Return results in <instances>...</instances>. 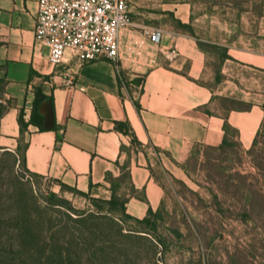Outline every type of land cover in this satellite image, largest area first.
I'll return each mask as SVG.
<instances>
[{"label":"crops","instance_id":"0c3cea01","mask_svg":"<svg viewBox=\"0 0 264 264\" xmlns=\"http://www.w3.org/2000/svg\"><path fill=\"white\" fill-rule=\"evenodd\" d=\"M255 1L262 2L129 0L134 24L121 33L118 63L80 64L69 53L57 67L35 39L38 0H0V65L10 101L2 140L22 147L32 175L80 192L108 191L107 173L130 172L136 192L127 212L149 217L165 196L154 161H178L194 146L232 142L248 150L261 131L263 101L244 86L250 70H264V13L252 11ZM145 26L164 32L159 45L148 41ZM69 79L74 87L65 86ZM36 89L55 126L30 123L21 134L19 116L32 117ZM39 112L45 125L41 105ZM118 122L130 132L119 131Z\"/></svg>","mask_w":264,"mask_h":264},{"label":"rangeland","instance_id":"374dc122","mask_svg":"<svg viewBox=\"0 0 264 264\" xmlns=\"http://www.w3.org/2000/svg\"><path fill=\"white\" fill-rule=\"evenodd\" d=\"M252 11L264 13L263 0ZM248 78L264 104V70ZM9 102L1 89L0 104ZM257 140L252 150L162 155L154 163L165 196L140 225L109 210L111 186L80 196L31 175L22 147L0 131V264H264V124Z\"/></svg>","mask_w":264,"mask_h":264},{"label":"built area","instance_id":"2783aa9c","mask_svg":"<svg viewBox=\"0 0 264 264\" xmlns=\"http://www.w3.org/2000/svg\"><path fill=\"white\" fill-rule=\"evenodd\" d=\"M38 6L35 39L50 50L52 64L59 67L69 53L80 64L101 58L118 63L121 33L134 24L129 0H38ZM143 33L153 45L164 36L161 29L148 26ZM74 82L69 79L65 86L74 87Z\"/></svg>","mask_w":264,"mask_h":264},{"label":"trees","instance_id":"16d2710c","mask_svg":"<svg viewBox=\"0 0 264 264\" xmlns=\"http://www.w3.org/2000/svg\"><path fill=\"white\" fill-rule=\"evenodd\" d=\"M6 77L4 76V66L0 65V90L2 89L3 92H5V85H6V81H5ZM35 102L33 103V111H32V117H30V120L27 121L25 119V114L22 111L20 113L19 116V126H20V131L21 134L24 133V131L27 128V125H29L30 123L33 125L38 126L40 129L44 130V118L42 117V115L39 112V108L41 103H43V101L46 99V95L43 93V91L41 89H36L35 90ZM7 106H5L4 104H0V117H2L5 112L7 111ZM129 125L128 123H122V122H118L117 123V129L119 131H122V133H129ZM263 128V126H262ZM226 130L229 132V129L226 126ZM261 133V131H260ZM260 133L257 134V137L255 139V142L253 143V146L251 148L255 149L257 144H258V137L260 135ZM134 142L137 144H140L137 140L134 139ZM234 146L237 144H233L231 143H227L226 146L224 147H220L219 149H212V150H224L225 148H227L228 146ZM201 146H194V148H198ZM20 153L22 156V162H23V166L26 168L25 170L27 172H29L27 170L26 164H25V158H24V153L23 150L20 148ZM130 172H126L123 173V175L120 177H115L113 176L112 173H107L106 174V181L110 184L111 186V190L113 192V194L111 195V199L107 202L108 204V208L110 211L114 212V213H118V215H122L123 217H125L128 220H131L133 222L139 223L140 225H151V221L149 218H151V215H155V211L150 210V214L149 217L144 218V219H138L133 217L132 215H130L127 212V201H128V195H132L136 192V188L134 187V185L132 184L131 181V177H130ZM32 175V174H31ZM34 176V175H33ZM34 177H38V176H34ZM41 178V177H38ZM65 189H69L71 191H74L75 194L80 195V196H88V193H84V192H80L77 189H75V187H70L68 185H62ZM90 193V192H89Z\"/></svg>","mask_w":264,"mask_h":264},{"label":"water","instance_id":"95a60500","mask_svg":"<svg viewBox=\"0 0 264 264\" xmlns=\"http://www.w3.org/2000/svg\"><path fill=\"white\" fill-rule=\"evenodd\" d=\"M41 113L45 117V125H44V128H46V129L53 128V126H55L54 114H53L52 108L50 107L48 101H44L41 104Z\"/></svg>","mask_w":264,"mask_h":264}]
</instances>
